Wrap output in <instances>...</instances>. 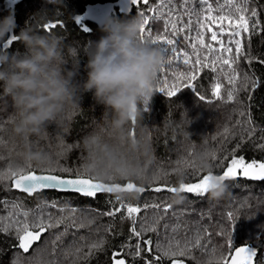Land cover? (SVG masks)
Returning a JSON list of instances; mask_svg holds the SVG:
<instances>
[{
  "label": "snow or ice",
  "instance_id": "1",
  "mask_svg": "<svg viewBox=\"0 0 264 264\" xmlns=\"http://www.w3.org/2000/svg\"><path fill=\"white\" fill-rule=\"evenodd\" d=\"M132 4L141 8L139 16L142 18V27L139 33L141 42L148 43L157 48L163 54H170L162 61L155 83L158 85V92L172 98L181 89L191 88L197 94L201 102L212 103L204 94L199 92L197 85L198 75L204 70L215 74V82L211 85V97L219 102H234L233 112L241 117V120L230 121V129L225 128L224 133L218 140L219 147L206 151L211 165V171L204 173L200 166L189 157L193 153L177 160L174 166L163 170L149 168L148 164L140 159L139 152L135 153L133 159L137 164L139 173L137 180H123L117 175L110 174L109 182L104 183L96 179L94 175L86 172L85 166H65L57 158L48 157L47 172L45 165L32 167L31 162L9 165L7 171L0 173V182L11 181V185H5L7 190L16 189L30 196L40 190H58L61 192H73L81 197L96 199L98 194H112L114 191L145 193L150 190L153 193L166 191L174 193L176 184L164 183L160 186L146 189L138 186L147 183L149 186L159 181H169L172 176L182 173L186 180L180 184V190L186 194H193L203 199L208 194L210 182L213 178L222 181H236L238 177H244L251 181H264V160L252 159L246 161L245 156L236 153L243 150L245 144L251 142L253 149L264 151V142L257 144L252 138L257 134V129L264 133V127L254 122L252 116L253 93L262 86L255 74H249L241 68V61L249 66L252 62L250 51H245V39L256 34L257 29L264 32L260 20L257 19L256 8L248 6L249 0H131ZM146 13H158L153 20H162V28L149 24V17ZM80 17H75L77 23ZM63 27L61 20L45 23L43 30L51 32L57 27ZM145 26H148L147 28ZM183 40L178 37L184 34ZM193 33H195L193 35ZM207 37V39H206ZM15 41V36L10 35L0 47L8 48ZM177 45L181 47L178 48ZM190 47L191 51L184 50ZM174 62L175 66H173ZM264 65V60H258ZM167 64L168 70L164 65ZM183 67V70H181ZM243 94V96L241 95ZM148 104L147 101L144 102ZM147 111V109H145ZM135 125L136 121L131 122ZM62 132H68L64 127ZM133 135H136L132 131ZM102 143L114 147L119 152V144L115 138L109 135L106 129L97 135ZM217 140V137H212ZM264 141V135L259 136ZM235 141V147L231 150L227 145ZM78 147V145H77ZM219 153V155H218ZM88 160L94 159L88 156ZM127 160V157H125ZM212 169L221 170L214 174ZM41 174H37V171ZM121 181L123 183H121ZM233 186H237L233 184ZM116 203L105 199L107 210L93 211L91 206L82 209L81 215L77 216V209L58 207L55 203L37 205L35 209L27 208L23 202H8L0 199V206L7 211V216H0V222L7 221L2 229L9 235H13L18 244L13 245L22 253H29L36 242L41 241L44 233H50L51 239H46L43 247L34 249V255L41 257V264H86L96 254L103 251L106 242V235L111 231V226L98 224L97 221L104 216L114 218L118 213L123 212L121 220L131 221L130 239L136 238L137 243L130 246V251L123 255L117 251L112 253L111 264H127L124 256L132 255L140 257L142 252L153 251V241L144 240L147 245L142 249L140 240L147 232L156 233L157 240L155 251L158 253L153 259L145 260L144 264H157L159 261L168 259L170 264H185V259L191 260L193 264H203L201 256L211 255L214 257V264H254L257 257V248L252 246L236 247L233 243V232L236 222L241 216L245 218L254 217V212L249 208L250 198L237 201L234 198L233 207L235 211H228L226 217L219 222H214L211 213L204 210H197L191 207L187 210L172 213V219H168V213L172 205L165 204H144L132 205L116 197ZM239 203V207H236ZM155 209L154 218L149 219L147 215L140 217L139 214L148 208ZM55 209V212L48 211ZM264 209V199L259 201V207L255 211ZM196 216L193 219V216ZM207 216L208 222L205 223ZM224 219L230 224L221 227ZM139 222V230L137 223ZM163 222V223H162ZM63 225L62 232H53ZM92 225H96L94 228ZM215 227L216 231L213 230ZM80 229H88L87 235L80 234ZM161 229L163 235H161ZM71 237L65 243L66 237ZM218 236L224 243L214 241L213 237ZM18 256L20 251L16 253ZM45 257H50L46 258ZM13 264H16L14 261ZM24 264H33L31 257L24 258Z\"/></svg>",
  "mask_w": 264,
  "mask_h": 264
},
{
  "label": "trees",
  "instance_id": "2",
  "mask_svg": "<svg viewBox=\"0 0 264 264\" xmlns=\"http://www.w3.org/2000/svg\"><path fill=\"white\" fill-rule=\"evenodd\" d=\"M116 0H63V3H46L45 0H21L15 7V21L18 27L15 33L25 26L36 28L40 34H51L59 37L62 40L63 62L64 67L70 69L74 60H79L80 71L76 77L79 81H84L87 78L85 65L88 62V51L94 42L98 41L104 32L101 28L95 25L88 24V30L82 31L77 26L73 17L83 12L84 7L89 4L114 2ZM211 2V0H210ZM223 2V0H221ZM241 2V0H237ZM151 3V0H150ZM13 5L12 0H0V18L8 15ZM248 6L256 8L258 12L257 19L260 20L261 27H264V0H249ZM142 9L133 4V9L130 15L116 14L112 17L119 19H127L139 15ZM149 17V24L159 26L162 28V20H153L158 13H146ZM41 17H46L42 20ZM61 20L63 27L58 26L57 29L50 33L43 30L45 23L55 22ZM146 28L148 26H145ZM181 34L179 39L183 40ZM195 33H193L194 35ZM207 39V37H206ZM180 48V45H177ZM12 54H25L26 49L24 45L18 41H14L8 48ZM184 50L191 51L190 47H185ZM245 51H250L252 62L249 66L244 61H241V68L248 71L249 74L254 73L255 77L264 82V65L258 63V60H264V32L257 29L256 34L250 37V47L248 38L245 39ZM165 58L170 54H163ZM174 62L173 66H175ZM165 70H168V65H164ZM183 70V67H181ZM162 74L158 72L157 77ZM215 74H211L208 70H204L198 75L197 85L199 92L204 94L207 99L212 100L211 104L206 101L201 102L191 88L181 89L175 97L169 98L163 93L158 92V85L155 83V94L149 100L148 104L141 103L139 108L142 112V117L132 125V131L136 135L143 134L147 143L150 145L151 155L150 160H146L143 155L140 159L148 164L149 168L165 169L174 166L177 160L181 157L187 156L188 153H193L191 160L195 161L197 154L211 151L213 148H218V140L224 133L225 128L230 129V121L241 120L237 114L233 112L235 107L234 102H219L211 97V85L215 82ZM2 93V88H0ZM243 96V94H241ZM252 116L254 122L260 127H264V83L253 93ZM147 109V111H145ZM110 118V114L105 111L102 105H98L92 98L91 93H85L82 96L81 102L75 106H66L62 112L53 120L50 121L39 134L32 135L27 140H21L14 133V125L18 117L14 110L10 97L0 94V173L7 171L9 165L15 166L17 163L23 164L26 161V153L31 151L43 152L47 157L57 158L65 166H85L88 162V151L85 150L83 144L85 138L91 135H98L106 129V124ZM64 127L68 128V132H62ZM264 133L257 129V134L252 138L257 144L264 142L259 139V136ZM217 137V140H212V137ZM78 145V147H77ZM231 150L235 147V141L227 145ZM237 155L245 156L246 161L250 162L252 159L264 160V151L253 149L251 142L245 144L243 150L236 153ZM219 155V153H218ZM49 161V159H48ZM49 163V162H48ZM47 163V164H48ZM47 164L45 165V173L47 172ZM198 164V163H197ZM32 167L36 164L32 162ZM214 174H219L221 170L212 169ZM37 173H40L38 170ZM206 174V172H204ZM185 182H195L186 180ZM121 183H123L121 181ZM138 186H143L146 189L150 187L160 186L164 183L170 185L176 184V176H172L169 181H159L154 185L149 186L147 183L141 184L136 181ZM227 190L224 195L217 199L210 198L207 194L202 200L195 197L193 194H186V199L182 204H172V193L162 191L160 193H153L146 190L145 193H139L136 197L125 196L122 200L132 205L154 204L159 203L161 207L165 204L172 205L168 213V219H172V213L187 210L190 202L191 207L197 210H204L205 213H211L214 222H219L222 217H226L228 211H235L233 207L234 198L237 201H243L250 198L249 208L254 212V217L245 218L241 216L236 222L235 229L229 228L233 232L234 246L247 245L257 248V257L254 258V264H264V209L255 211L259 207V201L264 199V181L255 182L244 177H238L236 181H225ZM236 184L237 186H233ZM5 185H11V181L0 182V199L8 202H23L29 209H35L36 206L46 203H55L58 207L65 209L75 207L77 209V216L81 215V210L91 206L92 210H107L108 206L105 204V199L116 203V195L98 194L96 199L81 197L78 194L60 193L56 191H45L34 195H26L18 192L15 189L7 190ZM239 207V203H236ZM2 209V206H0ZM48 211L55 212V209H48ZM155 209L148 208L146 212L142 211L139 216L147 215L149 219L154 218ZM123 212L118 213L114 218L101 217L97 223L101 225L111 226V231L106 235V242L103 245V251L96 254L90 260V264H111V256L114 252L130 251V246L137 243L136 238L130 239L131 221L128 220L126 230L120 231L119 224ZM0 216H7V211L0 210ZM193 219L196 218L194 215ZM207 216L205 223H207ZM163 223V222H162ZM7 221L0 222V264H24L25 257H31L33 264H41V257L34 255V249L43 247L46 239H51L50 233H44L41 241L33 245L29 253L24 254L13 245L18 244L13 235H9L2 229L6 226ZM230 224L224 219L221 227ZM96 225H92L94 228ZM140 224L137 223L139 230ZM216 231L215 227L213 228ZM53 232H62L63 225L58 229H53ZM88 229H80V234L87 235ZM161 235L163 230L161 229ZM151 239L153 241V251L142 252L140 257H133L126 255L124 258L127 264H144L145 260L153 259L156 253L155 244L157 240L156 233L147 232L140 240L141 248L147 247L143 243L144 240ZM71 240V237L65 238V243ZM214 241L224 243V240L218 236L213 237ZM20 251L18 256L16 253ZM50 258V257H45ZM185 264H193L191 260L186 258ZM203 264H214V257L211 255L201 256ZM89 264V262H86ZM157 264H170L166 258Z\"/></svg>",
  "mask_w": 264,
  "mask_h": 264
},
{
  "label": "clouds",
  "instance_id": "3",
  "mask_svg": "<svg viewBox=\"0 0 264 264\" xmlns=\"http://www.w3.org/2000/svg\"><path fill=\"white\" fill-rule=\"evenodd\" d=\"M45 2L62 4L63 0ZM41 19L46 20V17ZM17 27L13 13L0 18V45L14 35L15 41L27 50L25 54H12L0 47V94L11 98L17 114L14 133L21 140L39 134L66 106H75L81 102L83 94L91 93L95 103L110 114L106 131L118 142L120 150L102 143L97 135L85 138L83 146L94 157L86 163V172L104 183L109 182V175L113 173L123 180H137L139 173L133 156L139 152L150 160L151 149L142 133L132 134L131 122L142 117L139 105L154 96L155 81L164 59L160 50L140 41L142 18L137 15L106 19L101 27L105 35L88 51L84 81L76 79L79 60H74L70 69L64 67L63 42L59 37L40 34L31 26H25L16 34ZM196 160L204 172L211 171L204 153L197 154ZM26 161L36 166L49 162L43 152L31 151L26 153ZM185 181L182 173L176 174L172 204L185 201V193L180 190V184ZM226 190L225 181L213 178L208 194L217 199ZM114 194L123 199L125 196L134 198L139 193L114 191Z\"/></svg>",
  "mask_w": 264,
  "mask_h": 264
},
{
  "label": "water",
  "instance_id": "4",
  "mask_svg": "<svg viewBox=\"0 0 264 264\" xmlns=\"http://www.w3.org/2000/svg\"><path fill=\"white\" fill-rule=\"evenodd\" d=\"M132 9H133V4L131 0H116L114 2H102V3L89 4L84 7V10L81 14L73 17V21L77 26L80 27L82 31L86 32L88 30V27L86 26L85 23L89 22L97 26L98 28H101L103 23L106 21V19L111 18L112 16L116 14L126 15V16L130 15V13L132 12ZM75 17L81 18L79 23L76 22ZM37 174H41V173H37ZM255 182H261V181H255ZM17 191L20 192L19 190ZM45 191H56L60 193L77 194L73 192H61L58 190H40L38 193L45 192ZM23 194L29 195L27 193H23ZM34 194H37V193H34ZM102 194H108V193H102ZM110 195H114V193ZM243 246H246V245H240L237 247H243Z\"/></svg>",
  "mask_w": 264,
  "mask_h": 264
},
{
  "label": "rangeland",
  "instance_id": "5",
  "mask_svg": "<svg viewBox=\"0 0 264 264\" xmlns=\"http://www.w3.org/2000/svg\"><path fill=\"white\" fill-rule=\"evenodd\" d=\"M150 14H151V13H150ZM127 225H128V220H124V221L121 220V222H120V224H119V230H120V231H124V230H126Z\"/></svg>",
  "mask_w": 264,
  "mask_h": 264
},
{
  "label": "flooded vegetation",
  "instance_id": "6",
  "mask_svg": "<svg viewBox=\"0 0 264 264\" xmlns=\"http://www.w3.org/2000/svg\"><path fill=\"white\" fill-rule=\"evenodd\" d=\"M20 1H21V0H12L13 5L11 6V10L13 11V14H14L15 9H16L15 5H16L18 2H20ZM85 24H86L87 27H88V24H89V25H93V24H90L89 22H87V23H85Z\"/></svg>",
  "mask_w": 264,
  "mask_h": 264
},
{
  "label": "bare ground",
  "instance_id": "7",
  "mask_svg": "<svg viewBox=\"0 0 264 264\" xmlns=\"http://www.w3.org/2000/svg\"><path fill=\"white\" fill-rule=\"evenodd\" d=\"M90 24H92V23H90Z\"/></svg>",
  "mask_w": 264,
  "mask_h": 264
}]
</instances>
